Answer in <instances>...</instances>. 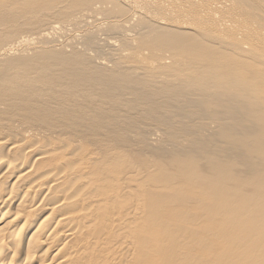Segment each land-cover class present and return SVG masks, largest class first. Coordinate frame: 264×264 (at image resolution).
<instances>
[{
	"label": "bare ground",
	"instance_id": "bare-ground-1",
	"mask_svg": "<svg viewBox=\"0 0 264 264\" xmlns=\"http://www.w3.org/2000/svg\"><path fill=\"white\" fill-rule=\"evenodd\" d=\"M152 1L0 0V264H264V9L160 0L247 15L221 56Z\"/></svg>",
	"mask_w": 264,
	"mask_h": 264
},
{
	"label": "rangeland",
	"instance_id": "rangeland-1",
	"mask_svg": "<svg viewBox=\"0 0 264 264\" xmlns=\"http://www.w3.org/2000/svg\"><path fill=\"white\" fill-rule=\"evenodd\" d=\"M200 1L203 2V0H200ZM257 1L260 2V4L258 5L259 9L263 10L264 9V0H257ZM152 4L153 5H146V6H148V7L150 6L151 10L154 12V14H152L146 7H144L142 9L143 12H148L149 11L152 15H154V16H156L158 18L166 17L168 19V22L165 21V20H164V22H165V24H167V25H169L171 27L172 26H176V27H179V29H182V30L183 29L184 30L188 29L190 31L196 30V31H199V32H201L200 30L203 29V30H207V31L211 32L212 33V37L215 40H217V41H221V40L224 41L225 40V42H223V44L225 46L221 47L222 49L215 46L217 48V51L219 49L218 52H220V54L224 53V55L222 54L221 56H226L230 50L231 51H230L229 54H234V55L237 54V50H234V48H232V49L230 48L229 49L227 47L228 45L229 46L232 45V43L236 44L237 42H241L242 45L246 49H250V48L253 47V45H251V42L246 40L245 33H244V35H242L241 34L242 31H240L241 27L243 28V30L246 29V30H248L250 32L252 31L244 23V20L246 18L245 16H247V15H244V14L240 13L235 8H231V9L227 10L228 12L225 14V16H227L225 18V20L228 21V24L224 23L225 25H223L222 21H221L222 20V16L220 14L213 13V12H210L208 10H200L197 6H194L193 4L192 5L188 4L187 6L186 5L183 6V5L176 4L175 6H171L172 4L161 3L160 0H153ZM233 4H234L235 7H239L238 4H236L234 2H233ZM161 6L165 7L167 10L165 8L161 7ZM248 21H253V20H251L248 17ZM92 25H91V28H92ZM213 26H218L219 30H217L216 32H212L211 30H212ZM106 27L109 28L110 24L107 25ZM106 27L105 26H98V27H96V30L97 31L99 30L101 33H110L109 30ZM126 29L129 30L130 28H126ZM132 30L133 29H131V31H126L121 26H118V27H115L114 32H118L117 34H119L120 38L122 39V37L124 36L123 33L133 34V33H130V32H133ZM79 31L74 32V33H69V32L63 33V34H61L60 38H63V41H66L68 39L71 42L72 40H75L74 39V35L75 36L76 35L78 36V34L83 35L85 30H83L82 32H79ZM246 33H248V32H246ZM235 34H237L238 36L234 37ZM107 35H112V34H107ZM253 35H256V37H260L264 41V30L261 29L259 26H258V28L255 31H253ZM112 36H114V35H112ZM103 37H105V35H103ZM120 38L118 37L117 39L119 40ZM50 40H51V38L48 37V38H46L45 42H49ZM121 43H122V41H121ZM252 52L255 55H264V51H262L259 48H254L252 50ZM237 55H239V54H237ZM235 68H237V67H235ZM235 68H234V70H235ZM236 70H239V69H236ZM235 72H240V70L239 71H235ZM242 73H244V72L240 73L241 77L243 76ZM181 92L182 91H180L179 93H180V96L182 97V94L184 95V92H182V93ZM216 93L217 92H214L215 95H216ZM209 94L214 97L213 92H211ZM203 95L204 96L199 97L200 98V102L201 103H202V101L204 102V103H202L203 106H202L201 103H198L199 110L203 109L200 112L206 111L207 107H209V109H210V110L208 109L207 111L214 110V108H213L214 106L212 107L213 102H212L211 96L210 95L208 96L210 98L209 100L207 99L209 101V103H208V101L205 98V94H203ZM262 102H264V101L262 100ZM207 103H208V105H206L207 107L205 108L204 106ZM191 110H193V109L191 108ZM191 110L189 112H191ZM184 115H187V114H184ZM230 115L228 117H231V118H233L232 116L237 117L235 114H232V116H230ZM200 118H201V120H204L205 118H206V120H208V118L204 117V116H200ZM190 120H192V119H190Z\"/></svg>",
	"mask_w": 264,
	"mask_h": 264
}]
</instances>
